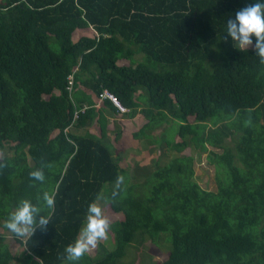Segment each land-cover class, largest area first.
<instances>
[{"label":"trees","instance_id":"1","mask_svg":"<svg viewBox=\"0 0 264 264\" xmlns=\"http://www.w3.org/2000/svg\"><path fill=\"white\" fill-rule=\"evenodd\" d=\"M250 2L0 0V225L7 230L21 198L47 191L56 201L46 230L11 233L18 255L0 231V264L71 262L64 249L106 184L116 196L103 208L124 217L115 248L89 264H121L130 245L161 232L169 244L160 264H264V62L224 33ZM103 88L126 111L109 99L96 108L90 94ZM138 108L140 132L159 130L139 145L152 159L131 164L127 171L142 178L130 182L106 122ZM187 147L207 151L213 189L194 179ZM34 168H43L44 182L30 177Z\"/></svg>","mask_w":264,"mask_h":264},{"label":"clouds","instance_id":"2","mask_svg":"<svg viewBox=\"0 0 264 264\" xmlns=\"http://www.w3.org/2000/svg\"><path fill=\"white\" fill-rule=\"evenodd\" d=\"M224 33L241 50L254 47L255 54L264 62V0H251L236 11L234 18H228ZM29 175L33 181L44 182L46 179L43 168H34ZM115 196V191L111 196L101 194L88 204L79 232L64 249L69 261H78L107 236L111 224L100 201H114ZM55 203L54 194L47 191L37 196L35 201L21 198L4 220V227L16 237L31 238L37 227L47 229Z\"/></svg>","mask_w":264,"mask_h":264},{"label":"rangeland","instance_id":"3","mask_svg":"<svg viewBox=\"0 0 264 264\" xmlns=\"http://www.w3.org/2000/svg\"><path fill=\"white\" fill-rule=\"evenodd\" d=\"M137 55V56H136ZM134 56L137 57V59L141 60L143 58V53L136 54ZM81 87H78V89ZM140 91V90H139ZM76 92V90H75ZM75 94V93H74ZM92 100H94V97L92 96ZM141 113V112H140ZM128 113L124 114L122 113L121 116L128 117ZM141 119L139 122H136V120L129 118L126 122L121 123L120 121L115 122L114 129H117L116 131L119 132V138L117 140H114L113 135V129H111V134H108V139H112V149L115 155H119V164L120 167L125 168L126 172L124 175L125 181L132 182L133 180L138 181L142 177L137 174H132L131 172H128L131 170V164H138L140 166H143L147 163V165L151 162L150 155L144 154L143 149L140 151L138 148L140 146H144L147 138L150 139L155 137L156 130H159V127L157 129H154L151 131L152 127L145 128L144 132L141 133L140 129L145 123V118L143 114L141 113ZM98 124V122H96ZM207 126H212L213 123L211 121L206 122ZM121 126V128H120ZM167 126V127H166ZM97 127V126H96ZM207 127V128H208ZM165 128L167 129V133L169 137L175 138L176 136V130H177V124L174 122V125L171 121H169ZM206 128V129H207ZM138 132V134H137ZM152 132V133H151ZM176 139V138H175ZM159 146V145H158ZM212 149V147H209ZM214 149V148H213ZM220 150V149H216ZM157 151L155 150L152 154V157L154 156L156 159H159V156L156 154ZM172 154L177 153L173 148L171 150ZM184 154H193L194 156V179L199 183V185L203 188L207 189H213L215 186V170L214 165L207 160V151H200L196 152L193 147H187L183 151ZM169 154V152H168ZM166 157H164L162 160L165 161ZM161 160V162H162ZM157 163V162H156ZM156 163H153V166L156 165ZM128 170V171H127ZM129 182V183H130ZM109 186L108 184L105 185V187L102 188L99 195L103 194L107 196L109 193ZM106 201H100L102 205L104 206L106 204ZM105 214L108 216L110 220L111 227L108 230V234L105 238L99 240L94 248H91L83 257H81L78 261H71L66 262L64 261L62 264H89L92 261H95L99 258H101L107 251L112 250L116 246L115 242V231L118 228V223L120 220L123 219L124 215L122 212H115L104 209ZM1 222V221H0ZM0 231H4L6 235V241L9 242V245L12 247V250L14 251V255H18L20 248H22V245L17 243L9 230H5L0 225ZM168 237V234H165L163 232L158 233L155 239H153L150 236H147L142 244L135 243L133 245H130L128 249L126 250L125 256L121 259L120 263L123 262H130L132 264H160V262L167 256L168 253V242L165 240V237ZM24 257V256H23ZM21 261V259L19 258ZM19 261V262H20ZM17 260H14L11 262V264H18ZM25 262V261H24ZM24 264V263H23Z\"/></svg>","mask_w":264,"mask_h":264},{"label":"crops","instance_id":"4","mask_svg":"<svg viewBox=\"0 0 264 264\" xmlns=\"http://www.w3.org/2000/svg\"><path fill=\"white\" fill-rule=\"evenodd\" d=\"M87 93L90 94V91L87 90ZM91 99H92V96L94 97V100H92L94 102V106L96 108H99L103 103H102V100H99L97 95L95 93H91ZM85 104V103H84ZM140 106H141V103H140ZM119 111V110H118ZM129 111V110H128ZM139 111V112H138ZM121 112H115L112 116H109V118L107 119V122H106V127H107V134H111V129H114V124L115 122L117 121H120L121 123L123 122H126L127 120H129V118L131 119H134L136 120V122H139L140 119H141V113H140V109L138 108V110L135 111V115L133 114V116L131 115H128L130 117H124V116H121ZM97 126V127H96ZM71 128V127H70ZM121 128V126H120ZM69 129V128H68ZM89 130L94 133V134H99L100 133V128H99V123L97 124L96 122H94L92 124V126L89 128ZM115 154V153H114Z\"/></svg>","mask_w":264,"mask_h":264},{"label":"built area","instance_id":"5","mask_svg":"<svg viewBox=\"0 0 264 264\" xmlns=\"http://www.w3.org/2000/svg\"><path fill=\"white\" fill-rule=\"evenodd\" d=\"M67 81V89L71 90L73 83V73H70L67 76ZM97 97L99 100L109 99L120 111H126V108L119 102L118 98L107 88H103L98 93Z\"/></svg>","mask_w":264,"mask_h":264}]
</instances>
